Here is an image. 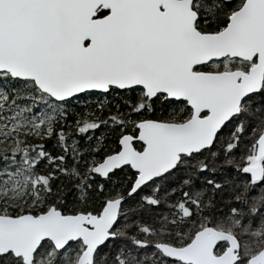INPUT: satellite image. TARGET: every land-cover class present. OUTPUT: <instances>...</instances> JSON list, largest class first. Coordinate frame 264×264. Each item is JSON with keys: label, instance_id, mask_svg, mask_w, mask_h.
Instances as JSON below:
<instances>
[{"label": "snow or ice", "instance_id": "snow-or-ice-1", "mask_svg": "<svg viewBox=\"0 0 264 264\" xmlns=\"http://www.w3.org/2000/svg\"><path fill=\"white\" fill-rule=\"evenodd\" d=\"M0 264H264V0H0Z\"/></svg>", "mask_w": 264, "mask_h": 264}]
</instances>
